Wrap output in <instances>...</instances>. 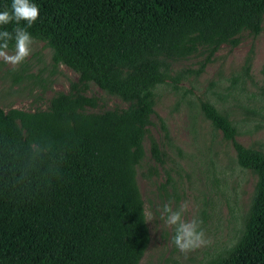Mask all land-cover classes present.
<instances>
[{
	"label": "trees",
	"instance_id": "16d2710c",
	"mask_svg": "<svg viewBox=\"0 0 264 264\" xmlns=\"http://www.w3.org/2000/svg\"><path fill=\"white\" fill-rule=\"evenodd\" d=\"M11 3L0 0V11ZM30 3L40 10L28 28L32 39L77 79L44 110L0 108V264H138L149 242L135 181L145 138L154 165L164 163L147 129L152 90L179 81L170 63L194 56L208 62L243 33L256 36L264 0ZM89 84L125 108L90 112L97 105L85 94ZM200 108L230 142L237 166L256 175L240 236L211 264H264V155L236 142L212 105ZM145 172L146 179L157 174L155 166Z\"/></svg>",
	"mask_w": 264,
	"mask_h": 264
},
{
	"label": "rangeland",
	"instance_id": "374dc122",
	"mask_svg": "<svg viewBox=\"0 0 264 264\" xmlns=\"http://www.w3.org/2000/svg\"><path fill=\"white\" fill-rule=\"evenodd\" d=\"M31 49L15 68L0 61L3 111L44 110L55 93H65L77 79L65 66L52 65L51 50L43 42L33 40ZM169 71L179 81L167 80L152 90L147 127L164 163L154 165L145 138L144 159L135 174L149 235L138 264H211L240 236L256 175L237 166L230 142L212 128L200 106L212 105L234 128L236 142L264 155V16L256 36L243 33L235 47L222 45L208 62L194 56L170 63ZM85 94L96 100L90 112L126 106L93 84ZM149 166H155L157 174L146 179ZM170 200L173 210L188 202L183 219L202 221L209 243L187 254L176 248L174 228L159 219L158 210ZM149 210L154 219L147 222Z\"/></svg>",
	"mask_w": 264,
	"mask_h": 264
},
{
	"label": "clouds",
	"instance_id": "9594fccd",
	"mask_svg": "<svg viewBox=\"0 0 264 264\" xmlns=\"http://www.w3.org/2000/svg\"><path fill=\"white\" fill-rule=\"evenodd\" d=\"M39 7L30 0H12L11 10L0 11V26L15 23L17 26L10 32L0 31V61L11 65L13 68L23 63L31 54L32 37L28 28L36 22L39 17ZM21 21L25 22V27H20ZM14 41V51L9 52V43ZM188 209V202L181 204L178 210H173L172 201L165 203L158 211L159 217L169 228H174L175 234L172 243L182 253L187 254L209 243L205 239V234L201 229L202 221L192 219L185 221L183 214ZM147 222L154 219L152 212L146 213Z\"/></svg>",
	"mask_w": 264,
	"mask_h": 264
}]
</instances>
